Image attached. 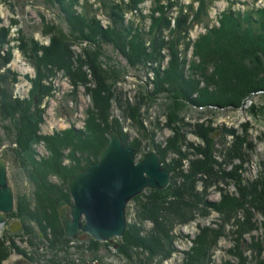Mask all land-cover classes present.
Segmentation results:
<instances>
[{"label": "rangeland", "instance_id": "1", "mask_svg": "<svg viewBox=\"0 0 264 264\" xmlns=\"http://www.w3.org/2000/svg\"><path fill=\"white\" fill-rule=\"evenodd\" d=\"M49 1L0 0V29L2 32L5 30L6 35L4 43L0 44V58H9V63L0 72L8 79L7 87L12 98L30 104L33 110H42L37 135L42 138L80 131L86 139L100 138L104 148L110 140V133L114 132L120 135L123 146L137 151L136 162L148 151L161 155L162 167L172 171L168 188H147L131 199L126 207L127 227L137 228L139 238L145 241L157 228L170 234V244L166 242L162 246L168 252L167 257L162 261L153 257L152 264L190 262L196 254V241L205 238L208 230H217L218 235L217 247L211 250L213 256L210 254L211 264H236L240 255L264 260V195H261L264 189L259 190L260 186H256L253 191L248 186V182L264 178V91H253L250 87L237 106L224 102L192 105L187 98L181 97L180 92L162 93L155 88L156 72L165 69L170 59L168 45L162 48V62L153 60L146 64H132L124 53H119L118 49L100 39L96 41L100 44L96 49L95 45L75 38L60 9ZM108 1L77 0L72 6L74 15L85 17L84 7L88 3L89 18H96L101 29L108 30L113 25L107 12L113 6ZM178 1V6L181 5L183 14H186V8L191 5L196 8L200 0ZM174 2L160 0L166 8ZM154 5L155 0H142L138 4V13H124L122 18L128 24L133 22L136 30L142 29L147 33ZM254 8H264V0H212L207 17L192 23L187 38L191 45L187 52L183 43L178 48L177 56L181 59H176L174 66L177 68L179 62L183 64L186 80L194 78L190 62H201L194 54L196 40L213 28H220V19L225 13H233L235 18L240 15L242 19L245 12ZM168 11L170 27L174 29L179 10L174 4ZM155 15L161 14L156 12ZM191 19L190 16L189 21ZM164 37L169 40V31ZM145 43L148 51L151 50L150 43L147 40ZM65 44L69 47L65 48ZM67 50L72 54L71 61ZM129 51L127 48L126 52ZM259 63L264 64L259 60L256 65ZM209 67L207 71L213 72L214 67ZM218 69L223 77L234 74V69L230 70L229 66L220 65ZM255 70L250 68L252 74ZM195 78L200 83L198 90H188L191 97H198L199 90L211 91L218 81L221 82L220 77L215 78V82L209 81L210 84L197 75ZM174 84L181 90L178 83ZM4 86L0 83V90ZM14 121L0 118V159L5 160L8 185L14 195L13 210L5 215L6 221L0 226V254L9 255L1 264H137L133 262L135 257L138 260L150 257L151 252L144 246H132L135 256L132 259L121 251L125 246L126 231L123 236L107 242L96 241L82 231L77 238L66 237L64 231L65 238L59 240L53 236L49 223L46 225L42 219L36 221L31 214L35 211V204H28L34 198L35 188L15 159L18 145L10 131ZM32 148L35 162L52 158L53 154L43 139L35 142ZM96 152L70 145L63 150V165L74 166L76 170L80 168V172L96 162ZM241 153H245L242 158L234 157ZM199 160L210 163L201 169L197 164ZM238 166L243 170H237ZM197 168L201 169L199 173ZM234 168L236 171L233 173ZM187 177L191 179V189L190 183L186 184ZM68 180L66 190L70 203L65 205H73ZM192 180L195 183L193 190ZM51 181L57 185L61 183L56 176H52ZM151 191H167L162 197L163 204ZM178 194H181L179 199L174 198ZM19 195L24 202L20 201ZM228 199L233 200L229 203ZM65 205L55 207L63 230L59 210ZM81 221L85 222L84 216ZM18 223L20 230L13 233L12 227L18 229ZM42 223L45 228L41 227ZM91 239L98 244L91 243ZM147 248L151 247L147 245ZM202 264H207L206 260Z\"/></svg>", "mask_w": 264, "mask_h": 264}, {"label": "trees", "instance_id": "2", "mask_svg": "<svg viewBox=\"0 0 264 264\" xmlns=\"http://www.w3.org/2000/svg\"><path fill=\"white\" fill-rule=\"evenodd\" d=\"M50 1L49 2L51 4L53 2V5H57V8L60 9L69 28L75 34V38L77 37L81 41H87V43L95 45L96 49L99 47V44H97L96 41L101 38L100 40L107 42L115 49H118L119 53H124L123 55L126 57L127 61L131 62L132 64L133 62H141L142 64H146L149 61L153 62V60L162 62L164 59L163 55L161 54L162 48L168 45L170 53L168 66L165 70H159V67V71L156 72L158 79L155 81V88L161 90L162 93L176 94L177 92H180L182 94L181 97L187 98V101H190L192 105H218L224 102V104L230 103L234 106H237L240 103L241 98L247 95L246 91H249L250 87L253 91H264V64L259 63L256 65L257 61L259 60L262 63L264 62V8H254L255 10L253 9L251 11H247L242 15V19L239 18L240 15L238 18H235L233 17V13H225L223 15L224 17L221 19L222 26L220 28H213L207 34L199 37L194 44V54L195 57H198L201 62L197 63L193 60L190 62L192 71L191 75L194 78H189L190 80H186V76L183 75V64L179 62L177 64V68L174 66L175 61L177 62V60L181 59L179 56H177L179 51L178 48L180 43H183L185 44V53L187 52L188 47L191 45V43L189 44L187 41V38L192 27V23L193 21L195 23L201 21L204 16L207 17L212 0H200L199 5L196 8H194V5L186 8L188 12L186 14H183L184 8H182L181 5L180 7L178 6L179 1L175 0L174 4L179 10V16L176 19V26L174 29H171V20L168 18V10L174 4L170 3V5L167 6L169 8L168 9L166 8V5H161L160 0H155V5L152 8V14L149 16L151 19V25L149 26L150 30L147 33L142 29L136 30L134 28L135 26L133 22L128 24L122 18L124 13H138L136 12L138 9V4L142 0L108 1L107 3L112 4L113 8L108 10L105 7V9L108 10V15L112 19L114 25V27L112 26L108 30H102L96 18H89L88 13L91 11L88 10L90 7L88 3H86V8L84 7L86 14L84 17L79 16V14L74 15L75 12L72 6H74V3H77V0H72L69 2H67V0ZM170 1L171 0H168V2ZM156 12H159L161 15H155ZM190 16L193 18L191 21H189ZM128 27L130 29H128ZM166 31H169L170 42L169 40H165L164 34ZM5 36V30L2 32L0 29V44L4 43ZM143 40L145 42L147 40L150 43L149 46L151 50L148 51L146 43ZM141 42H144V44L142 45ZM124 44L126 46H124ZM66 47H69L68 44L65 46V48ZM127 48L130 50L129 52H126ZM67 53H69L68 57L71 61L72 54L69 50H67ZM228 56L237 57L238 59L235 60L236 58H229ZM183 58H185V55ZM223 61L225 62L223 63ZM8 63V57L4 59L0 58V71L1 68L6 66ZM220 65H224L225 68H228L229 66L230 70L234 69V74L236 73V70V75L231 73L230 76L223 77L218 69ZM209 66L214 67L213 72L207 71ZM252 67L256 69L253 72L254 74H252L250 71V68ZM229 69L228 71L230 72ZM195 75L200 77V79L202 78V80L208 84H210L209 81L212 80L215 82V78L218 79L219 77L221 82L218 81L216 84L217 89L215 87V89L211 88V91L209 89H207V91H204V89L199 90L200 93L198 94V97H191L188 90L192 89L194 92L198 89L197 87H199L198 85L200 83L199 79L195 78ZM0 77V83L5 85L4 88L2 87L0 90V118L2 117L4 119L15 120L12 128L10 129L12 135L15 136L18 145L15 159L21 164L26 174L29 175V181H31L33 187L35 188L34 198L29 203L27 202L29 205L31 204V206L32 203L35 204V211L34 213H29L32 214V217L36 221L42 219L46 225L49 223L48 227L52 228L55 239H63L65 238L64 230L61 226V222L58 218L55 207L59 204L65 205L70 203V197L68 191L66 190V180L71 176L76 175L80 170V168L76 170L74 166L68 167L63 165V150L65 147L70 145L73 147L76 146L78 149L80 146L81 149L86 151L94 149L97 150L94 161H97V154L103 148L104 142L101 141L100 138L93 139L91 137L90 139H86L82 136L80 131L62 132L61 134H55L54 136H45L42 138L39 137L37 135V129L42 120V110L40 108L33 110L30 104L26 105L22 102H19V100L12 98V95L7 87L8 79H5V77L1 75V72ZM175 79H178L177 81L179 82H177ZM13 80L16 81V77H14ZM175 82L178 83L183 89L181 88L180 90L179 86L174 84ZM247 83L248 87L246 88L245 86ZM209 94L211 96H209ZM41 139L45 141L53 155L51 159L43 160L42 162L37 163L33 159L34 152L32 145ZM74 142H76L77 145ZM124 142L126 141L124 140ZM244 155L245 153H241L239 155L236 154L234 157L242 158ZM203 157L206 158V154H204ZM208 163L210 162H200L199 160L197 164L200 165V168H204L208 165ZM235 168L233 173L236 171ZM201 169L197 168V173H199ZM239 169H241V171L243 170L241 166L237 167V170ZM169 170L171 171V169ZM209 170L212 171L211 168H209ZM52 176H56V178L61 180V183L59 185L53 183L51 181ZM237 179L238 178H236V180ZM186 181V184H188L191 182V179L187 177ZM248 184V186H251L250 190L253 191L256 189V186H260L259 190H261V188L264 189V178L258 182H248ZM192 185L193 190L195 185L193 180ZM243 189H245V187ZM262 191L263 194L261 195L263 196L264 190ZM151 192L155 194L158 202L163 204L164 199H162V197L167 194V191ZM180 195L181 194H178L174 196V198L179 199ZM18 197L22 202L23 197L20 195ZM157 199L155 198L154 200ZM232 200L228 199L227 202L230 203ZM41 227L45 228L43 223L41 224ZM216 231L217 230H208L209 233H207L205 238L198 239L196 241L195 257L186 264H202L204 260H206L207 264H211L213 262L211 259V252L217 247L216 238L218 235ZM125 235V246H122L121 251L128 258L132 259L135 257L134 254H132L133 247L142 248V246H144L146 250L151 252L150 257L145 260L140 261V259L138 260V258L135 257L134 259H136V261L133 262L137 264H152L153 257H158L160 261H162L168 255V252H166L167 250L163 249V243L165 245L166 242L170 244L171 238L165 229L161 231L157 228L151 235H148L145 241L143 238H139L138 229L131 226L130 229L127 227ZM90 242L95 244L97 243L92 239ZM147 245H149L151 248H147ZM8 257V253L3 255L0 254V264ZM238 258L239 262L236 264H264V260H260L259 257L254 259L251 257L248 259L240 255ZM28 260L32 263L34 262L31 259ZM225 264L234 263L225 262Z\"/></svg>", "mask_w": 264, "mask_h": 264}, {"label": "water", "instance_id": "3", "mask_svg": "<svg viewBox=\"0 0 264 264\" xmlns=\"http://www.w3.org/2000/svg\"><path fill=\"white\" fill-rule=\"evenodd\" d=\"M135 149L125 147L119 134L111 132L98 160L68 180L73 205L60 208L66 237L77 238L80 231L96 241L121 237L126 231V207L145 189L164 190L171 173L164 169L157 152L143 153L136 162ZM13 191L8 185L5 160L0 159V226L13 210ZM84 216L85 222L81 221ZM18 229L12 227V232Z\"/></svg>", "mask_w": 264, "mask_h": 264}, {"label": "bare ground", "instance_id": "4", "mask_svg": "<svg viewBox=\"0 0 264 264\" xmlns=\"http://www.w3.org/2000/svg\"><path fill=\"white\" fill-rule=\"evenodd\" d=\"M233 4V3H232ZM247 10V9H246ZM186 12V11H185ZM223 13V12H222ZM238 14V13H237ZM221 18V17H220ZM221 20V19H220ZM121 22V21H120ZM220 22V21H219ZM243 22V21H242ZM113 26V25H112ZM1 27V26H0ZM128 29H130L129 27H128ZM208 33V32H207ZM207 33H205V34H207ZM71 36V35H70ZM96 37V36H95ZM262 37V36H261ZM78 39V38H77ZM88 39V38H87ZM101 39V38H100ZM99 40V39H98ZM87 42V41H86ZM101 42V41H100ZM99 43V42H98ZM107 43V42H106ZM100 45V44H99ZM114 46V45H113ZM107 47V46H106ZM112 47V46H111ZM168 63H169V61L165 64V69L167 68V66H168ZM133 67H135V66H133ZM149 68V67H148ZM137 69V68H136ZM165 69H163V70H165ZM155 72V71H154ZM195 74V73H194ZM187 75V74H186ZM152 81V80H151ZM199 86V85H198ZM197 89V88H196ZM198 90V89H197ZM196 91V90H195ZM152 92V91H151ZM153 93V92H152ZM198 94L200 93L199 91L197 92ZM196 93V94H197ZM176 96V95H175ZM209 96H211L210 94H209ZM208 96V97H209ZM211 98V97H210ZM209 98V99H210ZM21 100V99H20ZM112 119V118H111ZM210 122V121H209ZM208 125V124H207ZM41 126V125H40ZM233 129V128H232ZM40 131V130H39ZM38 131V132H39ZM223 131H224V129H223ZM228 131V130H227ZM226 131V132H227ZM211 132H213V131H211ZM228 132H230V131H228ZM223 133H225V132H223ZM3 134L5 135V133L3 132ZM54 134V133H53ZM41 135V134H40ZM241 136H243V135H241ZM40 137V136H39ZM244 137V136H243ZM242 137V138H243ZM247 143V142H246ZM155 148V147H154ZM251 149V148H250ZM46 152V151H45ZM159 154V153H158ZM225 155V154H224ZM42 156V155H41ZM159 156H161L160 154H159ZM226 156H224V158H225ZM2 158V157H1ZM226 158H228V157H226ZM248 158V157H247ZM36 161V160H35ZM163 162V161H162ZM217 163V162H216ZM221 163V162H220ZM165 165V164H164ZM216 167H217V165H216ZM167 170V169H166ZM171 172V171H170ZM172 174V173H171ZM220 174V173H219ZM207 176V175H206ZM168 188V187H167ZM203 189V188H202ZM203 192V191H202ZM201 192V193H202ZM206 197V196H205ZM200 198V197H199ZM207 198V197H206ZM204 200V199H203ZM205 201V200H204ZM198 202V201H197ZM207 205V204H206ZM220 205V204H219ZM204 206H205V204H204ZM209 206V205H208ZM217 206V205H216ZM216 208V207H215ZM173 232V231H172ZM246 234V233H245ZM170 235V234H169ZM175 236V235H174ZM174 240V239H173ZM258 242V241H257ZM142 251V250H141ZM142 255V254H141ZM213 256V255H212ZM145 258H147V257H145ZM143 260V259H142ZM141 261V260H140Z\"/></svg>", "mask_w": 264, "mask_h": 264}]
</instances>
